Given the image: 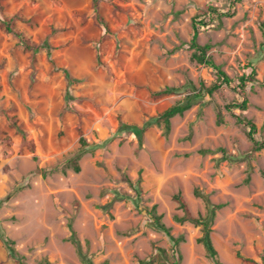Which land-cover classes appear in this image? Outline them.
I'll list each match as a JSON object with an SVG mask.
<instances>
[{
    "label": "rangeland",
    "instance_id": "rangeland-1",
    "mask_svg": "<svg viewBox=\"0 0 264 264\" xmlns=\"http://www.w3.org/2000/svg\"><path fill=\"white\" fill-rule=\"evenodd\" d=\"M95 1L0 0V231L28 264H138L160 248L175 261L172 241L148 213L156 205L184 238L178 264H215L198 241L202 226L175 220L179 192L194 215L206 214L197 188L224 204L211 232L223 264H264V148L253 152L254 140H264V0H97L108 31ZM208 5L221 13L206 16L198 41L233 83L173 117L168 137L153 123L140 142L122 124L143 125L216 80L190 46L194 17ZM14 16L39 48L35 59L3 25ZM46 39L73 84L52 69ZM252 68L249 107H229L242 99L234 86ZM166 87L177 90L152 97ZM238 116L256 124L252 138ZM81 135L89 142L81 171L63 172ZM0 264H17L1 237Z\"/></svg>",
    "mask_w": 264,
    "mask_h": 264
},
{
    "label": "trees",
    "instance_id": "trees-1",
    "mask_svg": "<svg viewBox=\"0 0 264 264\" xmlns=\"http://www.w3.org/2000/svg\"><path fill=\"white\" fill-rule=\"evenodd\" d=\"M94 8L96 12V20L97 22L103 26L106 31L109 30L108 22L103 18V16L98 11V1L96 0L94 3ZM221 13L218 9L214 8L213 6H206V8L203 10V13L201 15H198L194 17V33L190 42V46L194 49V57L196 60H198L200 63L206 64L210 68H212L215 71L216 74V80L211 86H206L204 82H201L200 87L198 89V92H194L193 94H190L186 96L183 100L171 105L170 107L166 108L164 111L160 112L157 116L153 117L151 120H148L144 122L143 125H137V124H122L123 130H130L134 132L140 142L143 141V136L145 131L152 125L153 123L159 124L163 126V134L168 137L171 132V119L175 117L176 115H182L186 110L190 109L193 104L197 101L198 97L204 96L205 93L208 95L213 94L218 89L222 88L224 85H232L233 79L227 74V72L222 68L221 65L217 64L213 57L207 54V51L209 49V44L202 45L198 41L199 37V31L206 27L209 22L206 20V16L216 15ZM16 19L17 17H11L10 19H5L3 21V25L5 29L8 32L14 33L19 43H21L26 50L31 51V57L32 59H35L36 53L38 52L39 48L35 45L34 42L30 41V39L22 32L19 31L16 28ZM26 22H30V20H27L25 18H22ZM57 31V30H55ZM44 48L47 50L48 58L51 62L52 69L53 70H62L65 78L67 79V83L69 85L73 84L77 81V78L73 77L70 73V71L67 68H59L52 58V46L49 44L48 40L46 39L44 43L42 44ZM255 74L256 70L252 68L251 73L244 74L239 77L238 82L235 84V89L242 94V99L236 103L233 104V106L229 107H236L240 108L242 110H246L249 105V99L246 97L245 88L247 86V83L250 81H255ZM194 88V86H193ZM177 89L173 87H166L164 89L160 90H152L151 95L154 98L162 97L171 93H174ZM9 119L11 120L12 125L18 128L19 133L22 136V142L26 145H28L31 149H34V144L32 141L27 139V133L20 128L18 120L15 116H9ZM237 122L245 126L247 129V134L251 138L253 137V133L256 131V124L249 118L245 116H238ZM255 144L253 146V152L260 151L264 148V140H254ZM80 148L79 150L71 155L65 163V166L62 167V171L66 172L67 168L73 169L75 172L81 171V165L80 160L82 158V155L87 151V147L89 146V142L87 139L81 135L80 139ZM200 153L206 154L210 152V150L206 149H200ZM1 161V160H0ZM43 175H47V171L43 172ZM129 183L135 188L137 192L140 193V186L134 184V182L131 180V178L127 177ZM195 194L197 196H201L204 198L206 202V214L202 215H194L193 212L190 209L189 203L184 197V195L179 192L174 196L175 201L178 203L179 208L182 210V214H176L175 220L183 223L186 221L195 223L197 225L202 226V234L198 238V241L201 242L206 250L208 255L214 260L215 264H223V262L219 258V253L217 248L214 245L211 232H212V225L214 222V219L216 217V211L217 209L224 206L223 203H213L209 196L205 193H202L199 189H195ZM148 213L151 215V218L153 220V225L157 228L162 230L172 241L174 250H176V253L178 254V258L175 261H169V256L167 251L164 248L159 249V253L155 254L149 258L146 259H140L138 264H178L181 260V253L179 250L180 243L184 240L182 236L175 237L171 233V227L167 226L162 221V214L157 213V206L153 205L152 208L148 210ZM70 228L72 230V236L71 240L78 246L80 249V240L76 236V231L74 230L72 224H70ZM0 237L4 241L7 249L8 254L11 258L16 260L17 264H28L25 260V257L16 249L15 242L11 240L10 238L6 237L1 231H0Z\"/></svg>",
    "mask_w": 264,
    "mask_h": 264
}]
</instances>
